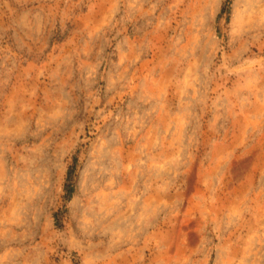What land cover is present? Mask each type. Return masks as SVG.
Here are the masks:
<instances>
[{
  "label": "rangeland",
  "instance_id": "obj_1",
  "mask_svg": "<svg viewBox=\"0 0 264 264\" xmlns=\"http://www.w3.org/2000/svg\"><path fill=\"white\" fill-rule=\"evenodd\" d=\"M0 264H264V0H0Z\"/></svg>",
  "mask_w": 264,
  "mask_h": 264
}]
</instances>
